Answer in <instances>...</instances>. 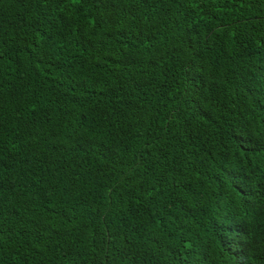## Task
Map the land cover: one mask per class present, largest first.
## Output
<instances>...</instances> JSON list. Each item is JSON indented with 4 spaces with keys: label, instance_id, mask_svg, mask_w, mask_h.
Listing matches in <instances>:
<instances>
[{
    "label": "trees",
    "instance_id": "obj_1",
    "mask_svg": "<svg viewBox=\"0 0 264 264\" xmlns=\"http://www.w3.org/2000/svg\"><path fill=\"white\" fill-rule=\"evenodd\" d=\"M0 264H264V0H0Z\"/></svg>",
    "mask_w": 264,
    "mask_h": 264
}]
</instances>
